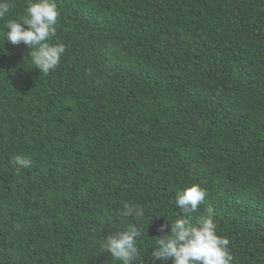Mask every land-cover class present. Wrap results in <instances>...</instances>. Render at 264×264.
<instances>
[{"label": "trees", "instance_id": "trees-1", "mask_svg": "<svg viewBox=\"0 0 264 264\" xmlns=\"http://www.w3.org/2000/svg\"><path fill=\"white\" fill-rule=\"evenodd\" d=\"M10 3L0 31L28 0ZM56 3L49 74L0 36V264H122L102 242L151 219L145 264L193 183L192 222L211 206L233 264H264V0Z\"/></svg>", "mask_w": 264, "mask_h": 264}, {"label": "clouds", "instance_id": "clouds-1", "mask_svg": "<svg viewBox=\"0 0 264 264\" xmlns=\"http://www.w3.org/2000/svg\"><path fill=\"white\" fill-rule=\"evenodd\" d=\"M11 7L10 0H0V20L6 17ZM59 17L56 0H28L24 15L19 20H8L3 26L4 30L7 29L10 43L27 45L32 65L44 75L57 69L65 54V45L53 41ZM4 30L0 31V36L5 34ZM32 163L30 156L20 154L9 160V164L17 170L29 169ZM207 195V189L199 183L177 191L175 205L183 215L172 220L168 231H165L166 224L160 226L159 231L163 235L155 236L145 264H156L157 261L160 264L166 261H171V264H233L230 241L218 234L214 209L209 206L206 215H199L192 222L193 214L198 213L199 205ZM121 214L139 221L144 218L145 209L139 204L125 203ZM146 226L141 229L138 223H130L109 235L101 244L102 250L122 264H135L140 258L138 242L147 234Z\"/></svg>", "mask_w": 264, "mask_h": 264}]
</instances>
